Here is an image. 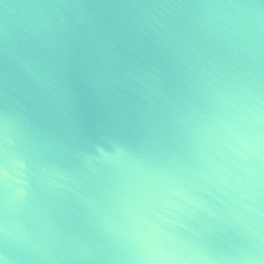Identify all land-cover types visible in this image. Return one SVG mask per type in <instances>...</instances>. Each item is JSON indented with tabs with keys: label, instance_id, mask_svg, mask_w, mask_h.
<instances>
[{
	"label": "water",
	"instance_id": "95a60500",
	"mask_svg": "<svg viewBox=\"0 0 264 264\" xmlns=\"http://www.w3.org/2000/svg\"><path fill=\"white\" fill-rule=\"evenodd\" d=\"M2 264H264V0H0Z\"/></svg>",
	"mask_w": 264,
	"mask_h": 264
},
{
	"label": "snow or ice",
	"instance_id": "6c2138e0",
	"mask_svg": "<svg viewBox=\"0 0 264 264\" xmlns=\"http://www.w3.org/2000/svg\"><path fill=\"white\" fill-rule=\"evenodd\" d=\"M0 264H2V261H0Z\"/></svg>",
	"mask_w": 264,
	"mask_h": 264
}]
</instances>
